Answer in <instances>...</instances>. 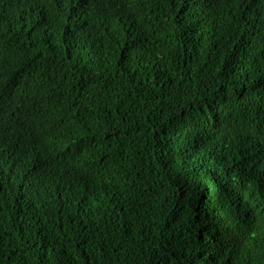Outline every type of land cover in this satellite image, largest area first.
Masks as SVG:
<instances>
[{"label": "trees", "instance_id": "trees-1", "mask_svg": "<svg viewBox=\"0 0 264 264\" xmlns=\"http://www.w3.org/2000/svg\"><path fill=\"white\" fill-rule=\"evenodd\" d=\"M0 264H264V0H0Z\"/></svg>", "mask_w": 264, "mask_h": 264}]
</instances>
